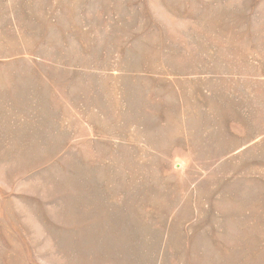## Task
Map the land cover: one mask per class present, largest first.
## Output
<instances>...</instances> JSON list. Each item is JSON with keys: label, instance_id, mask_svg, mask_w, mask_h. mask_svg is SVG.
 <instances>
[{"label": "rangeland", "instance_id": "rangeland-1", "mask_svg": "<svg viewBox=\"0 0 264 264\" xmlns=\"http://www.w3.org/2000/svg\"><path fill=\"white\" fill-rule=\"evenodd\" d=\"M0 264H264V0H0Z\"/></svg>", "mask_w": 264, "mask_h": 264}]
</instances>
